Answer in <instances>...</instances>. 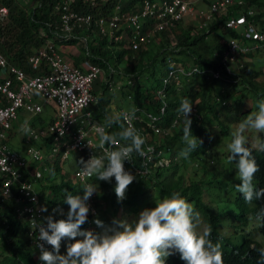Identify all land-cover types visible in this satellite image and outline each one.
Returning a JSON list of instances; mask_svg holds the SVG:
<instances>
[{
	"label": "trees",
	"instance_id": "16d2710c",
	"mask_svg": "<svg viewBox=\"0 0 264 264\" xmlns=\"http://www.w3.org/2000/svg\"><path fill=\"white\" fill-rule=\"evenodd\" d=\"M56 1L58 0H32L30 4L26 5L19 0H0V5L8 7L7 20L2 21L0 19V51L9 62L27 71L38 72L42 69H32L28 62V56L36 48L43 45L48 38H52L53 43L56 45L62 43L74 44V39H60L55 35V31L61 24L60 11L54 7ZM113 2L114 0H100L96 4H91L89 0H74L72 4L74 7L91 12L97 17L98 15L110 13ZM131 4H133V1L126 2L128 6ZM243 6H252L257 9L258 12H256L254 17L255 19L259 18L260 23L264 26V0H243ZM239 10L240 6L235 2L231 6L229 14L237 13ZM224 17L218 14L217 18L206 27H197L190 21H186V24L180 23L173 28L172 34L163 31L157 42L155 40L149 42L146 47L141 46L136 49L118 46L117 41L108 39L97 32L95 26H91L92 30H95L91 34L92 40L89 41L87 47H82L79 50V54L75 55L72 61L79 64L82 59H88L98 62L105 68V81L100 85V90L97 92V101L92 105V109L94 116L103 119L106 126L108 118H119L111 112L112 92L110 93V90H113V88L109 89L106 83V78L113 80L112 76L116 74L115 70L111 69L110 64L117 67L118 63L126 62L124 74L127 76L120 80L122 81L121 88L124 89L123 92L127 98L133 101V104L126 108L138 107L140 108V115H143L142 109L156 110L159 105L160 99L155 95V90L161 83L166 57H179L186 64H195L201 69L190 76H184L179 87L174 84L169 86L165 113L157 121L159 125H168L176 116L177 110L183 101L182 97L197 106L201 116L198 118L195 115H190L192 120L191 130L192 134L200 139L202 143L199 145L198 140L197 149L191 151L188 156L192 159L196 158L197 164L193 165L194 169L198 168L196 166L201 167L203 175L198 176V178H192L187 183L184 182L183 174L179 173L176 175L180 168V161L177 160L179 158L178 155L186 147L182 140L186 119L183 115L177 117L176 124L171 132L164 136L153 132L152 128H149L142 121L140 128L147 134L149 140L157 146L163 147L166 152L170 151L169 155L173 161L168 165L159 166L151 176L133 175L136 179L129 186L126 199L123 202H125L129 210L139 211L143 204L142 202L151 196L146 188L150 185H154L157 190V194L151 199L153 202L152 207H155L156 201H162L165 198H170L175 193H179L202 216L205 226L203 232L210 231L211 234L208 239L213 244L220 245L224 264H261L259 250L264 249V243L254 239L250 236V233H241L240 238L236 241H233L230 236L224 235L219 228L218 215L209 209V204L203 199L204 192L209 193L212 187L219 185L217 182L214 183L216 175H218L217 172L213 170L209 172L205 165V163L214 162L215 159L214 151L211 150L213 140L210 141L206 138V129L209 128L208 125H212V134L218 136L216 137L218 143L220 138L224 139L228 135L232 138V133L236 130H232L229 123L224 120L223 116H220L222 110L226 112L233 111L236 100L241 95L231 98L228 86L235 87L234 90L236 91V86L242 84L244 88L253 90L251 96H264V83L258 84L256 80L261 71L254 68L251 62L245 60L256 51L264 48L254 49L244 53V56H240L238 63H242V65L236 72L237 74L232 75L230 79L213 77L207 70L209 67L220 68V64L216 61L217 54L226 46L229 36L239 35L236 29L229 28L223 24ZM156 74H159V79L155 77ZM128 79L132 83L128 82ZM217 96H220V100ZM249 109L250 107L241 108L240 112L238 109L239 114L237 117L240 121L246 119L248 116L246 111ZM35 118H39L42 125H46L49 122L39 114L35 115ZM52 119L53 115L49 120ZM135 124L139 126L138 121ZM127 127L119 118L116 124L106 127V132L118 137V133ZM140 136L142 137V135ZM261 146H264V134L261 135L257 146L249 147L259 167V171L254 176L255 183L253 184L257 190L264 189V150H261ZM133 153L137 159L138 153ZM230 155L229 149L223 150L225 161L230 166H237L234 160L229 159ZM37 164V162H30L26 172L29 179H31L29 170L33 169ZM41 166L42 168L46 166V168L42 169V176L35 179V182L36 180L40 182V186L37 188L39 197L47 205L54 204L57 208H60L68 206L63 203L64 199H66L65 195L83 196L82 186L79 183H73L70 177L65 176L62 162L59 161L58 157L54 160H45L41 163ZM207 172L209 175L205 176ZM92 182L100 183L94 177H92ZM100 185L101 190L94 194L96 207L98 205V203L96 204L97 197L105 195V199H110L111 201L116 197L114 190L116 181L114 177L110 183L105 181L101 182ZM104 188H106V193L102 191ZM234 202L237 208L235 216L238 218L239 224H247L249 216L257 218V228L264 238V199L253 200L249 204L245 201L242 194L236 190ZM13 203L14 199L4 198L0 177V264H44V262L39 263L37 261L34 246L27 234L26 223L15 214ZM48 215L52 214L45 213V217ZM92 215L88 214L87 221L90 220ZM54 218L60 220L58 216H54ZM82 227L84 230H88L86 229V223ZM95 230L92 229L91 231ZM49 248L50 246L48 250ZM165 264H185V261L180 259L179 253H176L167 257Z\"/></svg>",
	"mask_w": 264,
	"mask_h": 264
},
{
	"label": "built area",
	"instance_id": "2783aa9c",
	"mask_svg": "<svg viewBox=\"0 0 264 264\" xmlns=\"http://www.w3.org/2000/svg\"><path fill=\"white\" fill-rule=\"evenodd\" d=\"M73 1L58 0L54 4L55 9L60 11L61 17V24L55 35L60 39H74V43L80 44V49L87 47L92 40L91 34L95 30H92L91 26H95L97 32L108 39L117 41L118 46L136 49L141 46L146 47L149 42L158 41L163 31L172 34L175 26L186 21L197 27H206L209 22L217 18L218 14L225 16L223 24L236 29L239 35L229 36L226 46L217 54L216 61L220 64V68H207L213 77L230 79L232 75L237 74L242 65L238 63L240 56L251 50L264 48V26L259 18L254 17L258 10L252 6H243V0H210L206 5H199L198 0H114L111 12L97 17L91 12L74 7ZM98 1L100 0H89L91 4H96ZM128 1H133V4L126 5ZM235 2L240 6V10L229 14ZM7 17L8 7L0 5V19L6 21ZM60 45L54 44L52 38H48L43 45L29 54L28 62L31 68L42 69L34 73L9 62L0 51L2 194L4 198L14 199V212L26 223L27 234L37 251L39 263L42 261L39 259L40 250L36 247V243L39 242L37 223H46V221L45 212L41 211L43 203L34 183L35 179L42 176V169L46 168V166L42 168L41 163L48 159L54 160L56 157L63 162L72 151L79 152L84 161L89 160L93 155L102 156L104 149L99 146L96 130L104 127L106 131L107 127L103 119L94 116L92 109V105L97 101L95 83L99 84L100 90L101 83L105 81L103 78L105 69L98 62L88 59H84L81 65L74 63L60 51ZM165 62L161 83L155 90V95L160 99L156 110L145 108L142 109L143 115H140L138 107L111 109L112 114L118 116L126 126L131 124L146 141L143 145L147 153L145 157L138 154L136 159L132 153L133 161L124 162L125 170L132 175L151 176L159 166L168 165L173 161L170 155H166L163 147L149 140L147 134L140 128V124L144 122L158 135L169 134L176 124L177 117L182 115L177 111L168 125L158 124L157 120L161 119L167 107L169 86L174 84L179 87L184 76H190L201 70L197 65L186 64L176 56L166 57ZM111 69L114 71L112 66ZM128 82L132 83L129 79ZM106 83L109 89L114 86L121 88L122 81L115 82L114 85L113 80L106 78ZM217 98L219 99L220 96ZM182 100L185 98L182 97ZM49 101L54 103L53 119L43 127L31 126L30 133L26 136L33 140L45 136L47 139L44 147L31 143L23 151L12 148L7 136L12 123L18 118L19 111L24 110L34 116L39 114L43 110L44 103ZM192 104L191 114L200 118L201 114L197 106ZM124 113L129 115V120L123 119ZM136 121L139 126H136ZM81 132L85 140L81 139ZM87 140L92 141L94 150L87 145ZM117 140L116 146L106 144L104 148L112 151L125 146L118 137ZM149 148L152 149L151 152H147ZM30 162L38 163L29 170L31 179L26 175ZM81 167L80 163L74 167L70 176L71 181L81 186L85 183L92 184V177L83 175ZM88 204L89 213L96 214L94 195ZM46 247L48 248V245Z\"/></svg>",
	"mask_w": 264,
	"mask_h": 264
},
{
	"label": "clouds",
	"instance_id": "9594fccd",
	"mask_svg": "<svg viewBox=\"0 0 264 264\" xmlns=\"http://www.w3.org/2000/svg\"><path fill=\"white\" fill-rule=\"evenodd\" d=\"M192 110L193 104L187 99L181 102L177 110L186 118L182 136L186 147L180 153L185 158L197 149L198 140L199 145L202 143L192 134ZM122 115L125 121L130 119L127 113ZM118 120L119 118H108L107 126L111 127ZM248 129L264 132V100L259 102L258 111L254 115L240 123L228 144L231 153L229 159L236 162L240 181L236 189L250 204L253 200L264 199V189L257 190L253 186L259 167L249 147H246L243 134ZM21 131L25 135L30 133V129L24 126ZM96 132L104 154L99 157L93 155L87 161L81 159L82 173L109 183L114 177L115 194L118 201L122 202L126 199L129 186L136 179L125 170L124 162L133 161V152L145 157L147 153L143 145L146 141L129 124L118 133L125 146L109 151L104 146H116L117 135L108 134L104 127L98 128ZM80 137L85 140L82 132ZM87 145L94 150L92 141L87 140ZM261 150H264V146H261ZM151 151V148L147 150ZM82 187L83 196L65 195L63 203L69 206L66 219L56 220L54 215H48L44 218L46 223H37L39 242L36 247L40 250L39 259L44 264H165L166 258L176 253H179L185 264H224L220 245L213 244L208 239L210 231L198 232L202 223L200 213L179 193L156 201L155 207L143 209L131 222L114 218L111 225H105L97 218L94 223L101 231L96 232L82 230V225L86 223L90 211L88 201L97 193L98 188L96 183H85ZM41 211L47 212L48 209L42 206ZM53 213L64 215L62 208L54 209ZM78 237L81 239H77ZM65 239L75 242L68 244L66 254H61V242ZM46 245H50L53 250H48ZM259 255L261 264H264V249L259 250Z\"/></svg>",
	"mask_w": 264,
	"mask_h": 264
},
{
	"label": "rangeland",
	"instance_id": "374dc122",
	"mask_svg": "<svg viewBox=\"0 0 264 264\" xmlns=\"http://www.w3.org/2000/svg\"><path fill=\"white\" fill-rule=\"evenodd\" d=\"M20 2L28 5L31 3L32 0H19ZM200 5H206L208 3V0H198L197 1ZM186 24V23H184ZM211 22L208 23L210 25ZM157 42V41H155ZM74 51L80 49V44L79 43H74L70 44ZM73 51V52H74ZM245 60L251 62L252 66L254 68H257L261 71V73L257 76L256 80L258 84H263L264 83V49L258 50L252 55H250L248 58ZM113 63V62H110ZM112 67H114L115 70V75L113 74L112 78L114 82H119L120 80H123L125 76V65L126 62L122 61L117 64L116 66H113V64H110ZM103 69H105L102 66ZM118 72V73H117ZM155 77L157 79L160 78L159 74H156ZM105 78V73L104 77ZM142 78V76H140ZM235 87L229 85L228 90L231 92V98L234 96H239V99L236 100L235 106L233 111L231 112H226L225 110H222L220 116L226 120L230 127L233 129H237L243 121H240L239 118L237 117L238 109L239 112L241 111L240 109L245 108V107H250L248 112V116L254 115L258 111V104L260 101L264 100V96L262 95H253V90L249 88H244L242 84H238L236 86V91L234 90ZM123 88L118 89L117 87H113V90H110V93L112 92V97H111V102L110 106L115 107L117 109L119 108H126L130 107L133 104V101L127 98L126 94L123 92ZM135 92V90H133ZM42 117H45L46 121H50L52 115L54 116V112L52 111V108H48L47 104L44 103L43 110L39 113ZM209 128H207L206 132V138L209 139L210 141L213 140V144L211 145V150L214 151V162L206 164L207 169L209 172L216 171L218 175H216V178L214 180V183H219V185H215L214 187L211 188L209 193L204 192L203 199L205 202L209 204V209L214 212L215 214L218 215L219 217V228L221 232L224 235L230 236V238L233 241H236L240 238V234H247L250 233V236H252L254 239H257L264 243V238L262 234L259 232L257 226H258V220L257 218L250 217L248 218V223L245 225H240L238 218L235 216V213L237 211V208L235 207V202H234V195L236 189V185L240 183L239 178H238V173H237V166H230L227 161H225L224 156H223V150L226 151L228 148V144L232 141L233 137L230 138V135L226 136V138L219 139V143L216 141V137L212 134V125H208ZM18 133L21 134L23 133L21 129H17ZM24 134V133H23ZM264 134V132H257L254 129H248L244 132V137L246 140V146L247 147H253L257 146L259 139L261 138V135ZM215 140V141H214ZM14 148V147H13ZM170 151L166 152V155H169ZM179 158L177 160L180 161V168L176 172V175L183 174L184 182L187 183L188 180L195 178L198 176L203 175L201 172V167H198L197 169H194V164H197L195 161L196 158L192 159L190 156H187L186 158H182L181 155H178ZM82 159V156L79 152L77 151H72L69 153L68 158L62 162V169L64 171V174L66 177H70L71 172L73 171L74 167L80 163ZM210 168H209V166ZM207 174V175H206ZM205 176H208L209 173L207 172ZM149 179V178H147ZM97 182H105V181H100L97 180ZM38 183V184H37ZM100 183L96 184L98 190H101V185ZM254 179H253V184H254ZM35 184V183H34ZM36 188H39L40 182L36 180L35 184ZM148 190L147 192L151 194L147 200L143 201L141 208L139 211H131L126 207L125 202H120L117 199V196L113 201L106 200L105 195L97 197V213L95 215H92L90 220L86 222V229L92 230L96 229V232L101 231L97 227V225L94 223V221L99 218L101 221L104 222L105 225H111L112 221L114 218H119V219H127L128 221H132L143 209L145 208H150L153 205V202L151 199L155 194H157L156 187L154 185H150L146 187ZM105 189V190H104ZM102 189L104 193H106V188ZM147 201V202H146ZM43 207H47L48 211L45 213L52 214L54 216H58L60 219H66L67 218V212L69 210V206H62L60 208L63 209L64 215L61 216L58 213H53L54 209H59L57 206L52 208L51 206L47 205V203L42 200ZM52 206H55L52 204ZM202 223L200 224L198 228V232H203L204 230V222L201 216ZM82 230L83 227H82ZM77 239H81V237H78ZM75 241H70V240H62L61 242V254H66L67 246L69 243H74ZM50 246V245H49ZM50 251L53 249L49 248ZM34 253L37 255V251L34 249Z\"/></svg>",
	"mask_w": 264,
	"mask_h": 264
},
{
	"label": "crops",
	"instance_id": "0c3cea01",
	"mask_svg": "<svg viewBox=\"0 0 264 264\" xmlns=\"http://www.w3.org/2000/svg\"><path fill=\"white\" fill-rule=\"evenodd\" d=\"M200 5V4H199ZM72 45V44H71ZM72 47L70 46V44H61L59 46L60 51H62V53L69 59L73 60L75 55L79 54V50L74 51L72 48H68V47ZM74 51V52H73ZM83 60L79 61V65L83 64ZM104 71V70H103ZM95 90L98 92L99 91V84L96 82L95 83ZM45 104H47L48 108H52V111L54 112L55 108H54V103L53 101H49L46 102ZM111 108V107H110ZM113 108V107H112ZM37 115V114H36ZM35 116V115H34ZM33 115H30L29 112L24 111V110H20L19 111V115L18 118L12 123V127L8 132V136H7V141L9 143V145L13 148H15L18 151H23L24 148L28 145V144H35L38 146H42L44 147V143L46 142V137L45 136H39L37 139H28L23 133L19 134L17 129H21L22 126L30 128L38 126V127H43L45 125H42L40 122L39 118H35L34 119ZM101 119V118H100ZM34 121V123H33ZM27 122V123H25ZM36 183V182H35ZM50 206L53 208H55L56 206H52V204H50Z\"/></svg>",
	"mask_w": 264,
	"mask_h": 264
}]
</instances>
